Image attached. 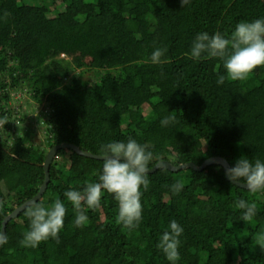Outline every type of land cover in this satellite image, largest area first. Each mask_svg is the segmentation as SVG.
<instances>
[{"label": "trees", "instance_id": "16d2710c", "mask_svg": "<svg viewBox=\"0 0 264 264\" xmlns=\"http://www.w3.org/2000/svg\"><path fill=\"white\" fill-rule=\"evenodd\" d=\"M261 17L264 0H191L184 8L181 0H0V233L4 220L39 193L43 164L57 145L100 156L101 144L132 137L175 167L213 157L230 166L241 156L264 160V68L218 86L221 62L188 55L198 32L230 34L237 23ZM40 40L44 46L35 47ZM156 47L168 49L163 65L148 62ZM71 51L90 60L94 78H84L85 63L61 58ZM16 92L47 106L44 144L32 129L16 128L8 106ZM167 111L177 112V122L161 127ZM101 168V160L59 151L38 202L48 195L64 200L69 186L82 188ZM149 180L138 229L116 223L117 202L105 193L87 210L86 225L74 226L67 204L60 242L25 248L24 211L7 224L0 264H169L156 244L173 219L184 228L179 264H264L253 239L264 229V194L230 182L220 165L159 169ZM176 180L184 183L179 194L171 191ZM241 198L257 203L247 224L236 207Z\"/></svg>", "mask_w": 264, "mask_h": 264}, {"label": "clouds", "instance_id": "9594fccd", "mask_svg": "<svg viewBox=\"0 0 264 264\" xmlns=\"http://www.w3.org/2000/svg\"><path fill=\"white\" fill-rule=\"evenodd\" d=\"M191 0H181L184 8ZM166 47H156L148 62L153 65L166 63ZM190 58L217 59L221 62L223 72L217 73V85L226 81L241 82L247 80L257 69L264 68V17L252 21H241L230 34L220 31L210 34L198 32L191 42ZM177 112H169L160 119L161 127H170L177 122ZM102 168L96 179L86 181L82 188L69 186L51 203L29 201L25 208L28 228L20 240L25 248H37L42 242L55 240L60 242V232L64 228L68 212L67 204L72 205L74 226L81 228L88 223V209L100 206L105 193L112 194L117 202L116 223L129 231L138 229L143 219V193L148 191L151 181L149 174L153 169L168 167L167 160L155 152L150 143H141L129 137L126 140H112L99 146ZM227 178L235 184L246 187L252 194H264V160L249 159L241 156L226 169ZM184 183L176 180L171 191L179 194ZM67 203H66V202ZM241 210L240 220L246 224L257 216V203L243 198L236 201ZM184 228L175 219L171 220L158 238L156 248L169 264H179L181 259V237ZM254 245L264 250V229L253 236ZM7 242L0 233V245Z\"/></svg>", "mask_w": 264, "mask_h": 264}, {"label": "rangeland", "instance_id": "374dc122", "mask_svg": "<svg viewBox=\"0 0 264 264\" xmlns=\"http://www.w3.org/2000/svg\"><path fill=\"white\" fill-rule=\"evenodd\" d=\"M45 44V41L40 40L34 43V46L37 48H42ZM61 58H66V60L71 61L72 63H75V61H79V62H83L85 63L84 67L81 69H77L75 70V72L73 73V75L77 74V72H83L85 73L84 78L86 79H92L93 74L89 71L90 68L88 66H86V63H89V59L86 58L84 55L75 52V51H71V53L69 55H62ZM170 100L172 103H174V98L173 95H170ZM34 101L30 98V95L27 93H22V92H16L13 93L11 96V101L9 102L8 106L10 108H13L14 112V116L17 117L16 121H15V126L17 129H32V132L36 133V138L34 139L38 145L39 144H44L45 142V138L43 136V132L45 126L43 125L42 121L46 119V111H47V106L45 104L42 105H36L33 104ZM34 105V106H31ZM18 113V114H17ZM17 114V115H16ZM25 115V119L22 122L20 119L21 117H24ZM155 131H158V127H154ZM53 197L48 195L47 198H45V202L47 203H51L52 202Z\"/></svg>", "mask_w": 264, "mask_h": 264}, {"label": "water", "instance_id": "95a60500", "mask_svg": "<svg viewBox=\"0 0 264 264\" xmlns=\"http://www.w3.org/2000/svg\"><path fill=\"white\" fill-rule=\"evenodd\" d=\"M65 149H71V150L75 151L78 155H81V156H84V157H87V158L96 159V160H101L102 161V159L100 158V156L94 155V154L89 153V152H86V151H82L78 146H75V145H71V144H61V145L55 146L54 148H52L49 151L48 156L46 158V161L43 164V168L45 170V181H44V184L42 185L39 193L33 199H31L29 201L35 200V201L38 202V201H40L43 198V196L47 192L48 185H49L50 180H51V177H50V168H51V165H52L53 161L56 159L59 151L65 150ZM211 165H220V166H222L224 168V170H225V173H226V169L228 167H230V165L228 164V162L224 158L213 157V158H210L207 161H205L204 164H202L201 166L194 165V163H188V164H183V165H180L178 167H175L170 162H168V167L166 169H168L170 171H173V172H179V171L187 170V169H193L196 172H203L205 170V168H207L208 166H211ZM158 170L159 169H153V171L150 174H153V173H155ZM230 182H232V181H230ZM235 185H237V186H239L241 188L246 189V187H244L242 185H238V184H235ZM29 201H27L22 206H20L17 209H15L13 211V213H11L4 220L3 226H2V230H1V233L2 234H4L6 236V227H7V224L11 220L16 219L17 217H19V215L22 212L25 211V208L28 206V202ZM0 247H1V245H0Z\"/></svg>", "mask_w": 264, "mask_h": 264}]
</instances>
